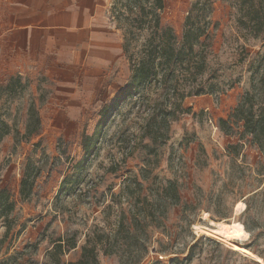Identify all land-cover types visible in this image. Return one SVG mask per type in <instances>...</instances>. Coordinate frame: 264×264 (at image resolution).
Returning <instances> with one entry per match:
<instances>
[{"label":"rangeland","instance_id":"rangeland-1","mask_svg":"<svg viewBox=\"0 0 264 264\" xmlns=\"http://www.w3.org/2000/svg\"><path fill=\"white\" fill-rule=\"evenodd\" d=\"M161 4L111 1L108 17L123 40L128 70L104 91L103 105L85 108L76 121L52 105L47 77L32 60L0 59V189L15 201L11 212L0 215V264L12 257L47 264L58 237L74 240L60 257L75 261L94 232L113 234L122 219L118 253L106 255L96 246L100 264H121L132 249L121 236L135 233L124 217L144 197V206L155 210L139 264H264V155L245 140L227 148L237 136L219 128L245 92H255L264 104V28L250 33L237 0ZM259 11L264 20V0ZM187 18L201 28L193 39L199 57L195 64L173 59L166 93L157 81L166 67L157 66L163 61L157 51L168 43L182 47ZM151 50L156 79L130 87L132 69ZM173 87L203 92L180 100ZM176 102L181 110L163 125L159 108ZM103 106L109 116L98 127L78 183L59 193L62 179L83 158L82 139L96 131ZM27 166L32 185L23 198L19 183ZM169 180L177 183L181 201L158 215V194Z\"/></svg>","mask_w":264,"mask_h":264},{"label":"crops","instance_id":"crops-1","mask_svg":"<svg viewBox=\"0 0 264 264\" xmlns=\"http://www.w3.org/2000/svg\"><path fill=\"white\" fill-rule=\"evenodd\" d=\"M111 1L0 0V59L32 60L47 77L52 105L70 121L103 105L104 91L128 70Z\"/></svg>","mask_w":264,"mask_h":264},{"label":"trees","instance_id":"trees-1","mask_svg":"<svg viewBox=\"0 0 264 264\" xmlns=\"http://www.w3.org/2000/svg\"><path fill=\"white\" fill-rule=\"evenodd\" d=\"M159 1V7H161V0ZM240 5L239 8H245V16H247V22H245V26L249 29L250 33L254 36H257L259 32H261L264 28V20L260 16L259 7L261 6V0H237ZM194 27V23L190 21L189 18L186 19L185 29L183 33V43L182 47L178 50L168 43L167 47H162L157 52L160 53L161 57H163L162 62H158L157 66H163L161 69L163 73L161 74V78L157 81H160V84L166 87V93L171 88V74L170 70L166 71L175 58L176 62H184L187 60L188 62L196 63V57H199L196 52H194L193 46L198 41H193L195 37H197L196 32H200V27ZM196 40V38H195ZM156 50L150 51V56L140 61V63L134 66L132 69V74L130 76L131 86L132 88L140 87L149 81L156 79L157 70L154 69L153 59L155 57ZM165 70V71H164ZM201 71L198 70L197 73ZM195 79V74L193 75ZM173 92L179 95V99L186 95L190 94H200L203 92L201 88H195L194 90L190 89L188 91H178L175 87L172 88ZM255 92H245L237 105L232 108V110L227 114L226 117H222L219 120V128L226 136H237V142L235 144H230L235 148L239 141L245 140L251 144L257 146L264 155V104H259L256 101ZM174 108H159L158 114L161 117V123L167 124V119L169 116H173L176 111H180V102H176L174 104ZM101 120L97 123L96 131L91 135H85L81 142L83 158L78 160L74 165V169L72 174H67L63 179L59 186V193L64 190L69 189L70 185L77 184L79 179V174L83 170L86 164V158L90 154L93 153V149L95 147L96 138L95 134L98 136L99 125H102L104 119L109 116L108 106H103L100 110ZM163 124V125H164ZM152 133V132H151ZM159 135V132H158ZM162 136V134L160 135ZM153 140L159 138V136H152ZM230 152V150H229ZM31 174L28 171V166L23 168L22 176L19 183V194L21 197H27L31 192ZM68 185V186H67ZM159 201L158 205H163L161 209H158V215L164 214L166 210V205L172 206L176 205L181 201V195L178 190V185L175 181L169 180L166 185L163 186L158 194ZM144 202H146V198H143V205L136 207V209L132 212H129L125 215V219L127 222L134 226L135 233L131 235H122L121 238L124 239L125 242H129L128 246L131 245L132 249L129 251L128 257L121 264H139L143 259L145 254L147 253V246L145 244V227L148 225L150 220H152L153 209H147L144 206ZM165 204V205H164ZM15 201L12 199V194L6 188L0 189V215L4 216L11 212L14 209ZM122 219L119 222L118 228L115 230L113 234L105 233V232H94L92 236V242L90 239L86 240V243L81 248V253L75 261H62L60 255L66 251L75 247L74 240L62 239V237H58L54 240L53 245L50 250H48L49 260L47 264H100L97 259V251L96 246L99 245L103 251V254L111 255L118 253V235L120 234L122 227ZM1 242V240H0ZM91 243V244H90ZM67 245V248H65ZM187 259V258H185ZM8 264H38L36 261L31 258H27L26 260H19L16 257H12L9 259Z\"/></svg>","mask_w":264,"mask_h":264}]
</instances>
